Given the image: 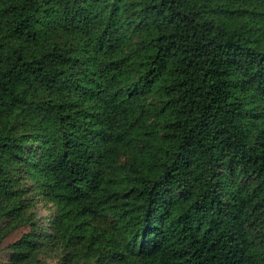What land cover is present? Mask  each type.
<instances>
[{"label": "trees", "instance_id": "16d2710c", "mask_svg": "<svg viewBox=\"0 0 264 264\" xmlns=\"http://www.w3.org/2000/svg\"><path fill=\"white\" fill-rule=\"evenodd\" d=\"M2 219L4 264H264V0H0Z\"/></svg>", "mask_w": 264, "mask_h": 264}, {"label": "rangeland", "instance_id": "374dc122", "mask_svg": "<svg viewBox=\"0 0 264 264\" xmlns=\"http://www.w3.org/2000/svg\"><path fill=\"white\" fill-rule=\"evenodd\" d=\"M41 212V210H40ZM3 219L0 221V224L3 223ZM23 227H17L9 231L4 237L0 234V264H4L7 261V258L10 253L8 244L20 237L23 232ZM53 260V259H52ZM52 262L51 260H48Z\"/></svg>", "mask_w": 264, "mask_h": 264}]
</instances>
